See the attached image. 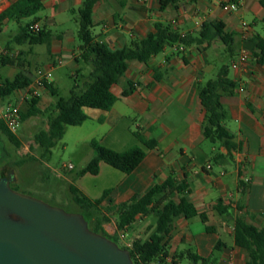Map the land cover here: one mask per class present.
Wrapping results in <instances>:
<instances>
[{"label":"crops","instance_id":"crops-1","mask_svg":"<svg viewBox=\"0 0 264 264\" xmlns=\"http://www.w3.org/2000/svg\"><path fill=\"white\" fill-rule=\"evenodd\" d=\"M18 1L0 0V15ZM239 1L237 14L225 12L220 0H182L178 8L169 7L165 11L160 10L161 0H107L97 3L93 11L97 40L112 49H121L146 38L154 32L156 22L172 24L183 35L196 34L205 23L222 24L225 34L235 37L233 57L225 53L226 47L220 41H215L211 46L205 44L185 50L169 47L148 63L131 62L125 76L112 88L118 98L114 107L110 111L84 109L89 119L80 127L97 124V132L102 130L98 141L103 147L122 153L140 146L147 155L130 174L101 163L98 175L67 179L69 185H76L91 200H99L110 192L102 207H107L110 202L121 204L133 196H143L171 176L177 184L185 185L187 193L181 197L191 202L199 214H206L207 221L194 218L202 223L198 233L192 231L193 219L176 221L168 246V259L179 264L189 253L211 258L216 264H247L246 251L234 244V222L241 218L248 224L264 228V65L253 57L246 65L240 64L246 50L244 42L256 35L264 37V33H260V30L264 31V0ZM43 4L41 12L46 16L36 17L41 30L48 25H63L68 15L79 16L82 1L44 0ZM12 21L16 22L3 21L0 32ZM242 22L251 27L248 38ZM38 46H45L46 51L37 50ZM26 47L33 57L28 59L33 82L38 70L53 71L64 54H72L75 61L79 54V45L67 33L53 35L49 44L20 46V53L25 52ZM8 48L2 53H7ZM228 59L230 76L237 89L233 95L222 98L227 112L224 125L235 137L238 150L232 153L231 161L219 166L212 161L214 154L219 150L227 154V151L214 147L203 135L205 110L197 87L215 78L222 67L218 64ZM76 64L75 73L81 69L78 62ZM33 68H36L35 72ZM129 83L133 84L134 92L125 98L123 93ZM54 86L57 88L55 83ZM42 92L50 98L45 101L41 96L40 109L44 111L42 103H49L54 108L56 98L45 88ZM16 93L11 96L15 97ZM27 101L20 102L24 110L28 108ZM136 133L157 141V148H145ZM94 140L97 139L89 140L90 146ZM242 181L249 185L245 195L240 191ZM149 219L138 218L124 234L125 238L146 239L151 233L142 231L137 236L135 228L147 230L145 225ZM105 228L108 232L109 226ZM207 228L211 230L207 231ZM206 235H215L218 241L210 240ZM221 236L230 237L231 244ZM217 251L218 255H215Z\"/></svg>","mask_w":264,"mask_h":264},{"label":"trees","instance_id":"trees-1","mask_svg":"<svg viewBox=\"0 0 264 264\" xmlns=\"http://www.w3.org/2000/svg\"><path fill=\"white\" fill-rule=\"evenodd\" d=\"M44 0H19L8 10L0 15V24L5 20H15L20 24L19 31L13 38L17 45H42L49 44L53 38L51 32L46 29L35 33L31 27L38 22L22 25L23 21L36 16L44 8ZM82 4L78 10L79 14V54L76 61L92 66V72L84 77V82L76 81L70 92L69 99L59 98L58 89L54 84L45 85L52 97L56 98L48 121V129L41 130L34 137L35 144L43 150L42 158L49 160L51 150L65 136L67 127L82 126L89 118L84 109H98L110 111L118 98L113 94L112 88L125 76L131 62L137 61L148 63L152 58L162 54L169 47H177L178 50H185L191 47H200L213 42L220 41L225 47V53L230 57L234 56L235 37L225 34L222 24L205 23L196 34H181L172 24L156 22L154 32L146 38L133 42L121 49H112L108 45L97 40L95 28L97 25L93 19V11L97 3L107 0H81ZM182 0H161V11L167 8H178ZM244 47L251 53V57L258 63L264 65V37L253 36L244 42ZM21 52L17 57L4 55L1 62L4 66L18 70L13 80L0 79V97L5 99L15 92L24 90L31 86V64ZM81 72L78 70L76 75ZM229 64L223 65L215 78L210 79L197 87V93L205 110L203 121V135L214 147L224 148L227 154L220 150L212 158L215 165H226L232 160V153L238 150L235 137L225 127L224 121L227 116L222 98L231 96L237 89L236 82L231 78ZM134 92V86L129 83L123 93V97H129ZM41 97L28 100V108L21 112V120L37 117L44 113L39 107ZM1 129L9 140L17 147L21 146L17 136L11 133L4 123L0 121ZM137 138L143 146L149 150L157 148V141L147 140L140 133ZM94 151L93 158L85 168L79 171L76 178L85 175H98L100 164L106 163L111 167L130 174L135 171L145 159L147 153L143 147L135 146L129 150L119 153L103 147L98 141L91 142ZM38 161L34 156H28L23 162ZM13 169H11L12 171ZM11 171L1 170L0 179L8 177ZM13 188V187H12ZM14 189V188H13ZM249 185L241 182V194L245 195ZM72 201L82 210V215L89 224V228L101 234L113 242L119 243L122 236L139 219L154 218L155 223L147 227L151 233L146 239H131L122 249L130 252L134 264H167L168 246L174 231L175 223L180 218L188 220L201 218L207 221L206 214H199L195 206L184 196L187 193L185 185H179L171 176L163 183L154 186L143 196H133L121 204L110 202L107 207L102 204L109 198L110 192H106L99 200H91L78 187L72 184L69 188ZM178 198V199H176ZM116 220L114 234H109L105 228ZM207 228V231H210ZM147 232V233H148ZM234 244L247 253V264H264V228H258L248 224L245 220L237 218L234 222ZM188 257L197 264H216V261L204 259L196 254L189 253ZM175 264H179L174 261Z\"/></svg>","mask_w":264,"mask_h":264},{"label":"rangeland","instance_id":"rangeland-1","mask_svg":"<svg viewBox=\"0 0 264 264\" xmlns=\"http://www.w3.org/2000/svg\"><path fill=\"white\" fill-rule=\"evenodd\" d=\"M46 16L45 13L41 12L34 17L23 21L22 25L31 23L36 17ZM50 17V15L48 16ZM0 32V78L13 80L18 70L8 66H4L1 62V58L6 55L10 57H17L20 53V46L12 41L13 35L19 31V25L12 21L2 27ZM48 32L53 35H60L62 33L70 34L74 38L77 45H81L79 39V16L68 15L63 21V25L46 27ZM260 33H264L260 30ZM9 47L7 53H2L5 48ZM37 50L46 51L45 46L36 47ZM27 60L33 57L27 53V47L24 49ZM3 54V55H2ZM69 59V64L57 65L52 71L53 84L55 83L58 88V97L69 99L70 92L73 89L76 81L83 83L84 77H88L92 72V66L86 65L83 62H79L78 65L81 68V72L76 75L78 68L77 62L72 54H64L63 60ZM225 64H229L228 60H222L218 67ZM34 72L36 68H33ZM216 77V76H215ZM43 100H47L50 96L44 92L41 93ZM29 100V99H28ZM16 101L14 96L8 98L0 97V121L2 110L8 105ZM21 112H24V107L21 106ZM44 113L21 121V125L15 134L21 142V146L17 147L13 144L0 126V171L6 170L13 173L12 187L15 191L41 200L51 206L62 208L69 213H82L80 207L72 201V195L69 191V182L67 179H75L79 171L85 167L89 159L92 157L93 150L90 146L89 140L93 137L99 140L102 130L97 132V124L88 123L83 127H67L65 136L62 140L58 141L57 144L51 150V157L49 160L42 158L43 150L40 149L34 142L35 135L41 130L48 128V121L53 108L49 103H42ZM3 122V121H2ZM99 142V141H98ZM28 156H36L38 161L23 162ZM72 166V169L68 167ZM116 220L108 225L109 234L115 233ZM155 223L154 218H150L145 226H150ZM192 231L198 233L201 231L202 223L200 219L191 220ZM142 231L145 233V228L140 230L137 226L135 233L140 236ZM210 240L218 241V237L215 235H206ZM221 238L231 244V238L228 236H221ZM130 238H122L119 243L120 247H123L127 242H130ZM218 255V251L215 252ZM182 264H195L191 258H184L181 261ZM201 264V262L197 263Z\"/></svg>","mask_w":264,"mask_h":264},{"label":"water","instance_id":"water-1","mask_svg":"<svg viewBox=\"0 0 264 264\" xmlns=\"http://www.w3.org/2000/svg\"><path fill=\"white\" fill-rule=\"evenodd\" d=\"M0 179V264H134L128 250L69 213Z\"/></svg>","mask_w":264,"mask_h":264},{"label":"built area","instance_id":"built-area-1","mask_svg":"<svg viewBox=\"0 0 264 264\" xmlns=\"http://www.w3.org/2000/svg\"><path fill=\"white\" fill-rule=\"evenodd\" d=\"M220 5L222 9L229 14H237L240 10V1L239 0H220ZM243 30L245 33V37H250L251 27L246 23L242 22ZM31 30L35 33H39L41 31V26L38 23H35ZM251 58V53L248 50H244L241 57V65H246ZM70 60L60 59L56 62V66L69 64ZM237 67V66H236ZM53 75L51 70H38L37 77L34 82L28 88L18 91L16 93V101L12 103H8L6 107L2 110L1 120L3 121L6 128L13 134H16L20 125H21V101H25L26 99L41 97V92L45 88V85L52 84ZM72 169V166L68 167ZM211 167L208 166V169ZM122 238H125L123 235ZM167 264H175L174 260L167 259Z\"/></svg>","mask_w":264,"mask_h":264}]
</instances>
